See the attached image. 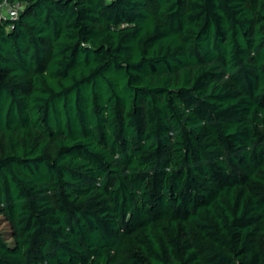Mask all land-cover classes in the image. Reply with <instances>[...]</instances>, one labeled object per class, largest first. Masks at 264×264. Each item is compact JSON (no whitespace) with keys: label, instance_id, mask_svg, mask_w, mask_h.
I'll list each match as a JSON object with an SVG mask.
<instances>
[{"label":"trees","instance_id":"trees-1","mask_svg":"<svg viewBox=\"0 0 264 264\" xmlns=\"http://www.w3.org/2000/svg\"><path fill=\"white\" fill-rule=\"evenodd\" d=\"M20 1L0 264H264V0Z\"/></svg>","mask_w":264,"mask_h":264},{"label":"built area","instance_id":"built-area-1","mask_svg":"<svg viewBox=\"0 0 264 264\" xmlns=\"http://www.w3.org/2000/svg\"><path fill=\"white\" fill-rule=\"evenodd\" d=\"M23 8L20 0H0V21L5 18H16Z\"/></svg>","mask_w":264,"mask_h":264},{"label":"rangeland","instance_id":"rangeland-1","mask_svg":"<svg viewBox=\"0 0 264 264\" xmlns=\"http://www.w3.org/2000/svg\"><path fill=\"white\" fill-rule=\"evenodd\" d=\"M0 229L4 232L6 237L10 236L12 230L11 225L2 214H0ZM9 240L12 242L11 238H9Z\"/></svg>","mask_w":264,"mask_h":264}]
</instances>
